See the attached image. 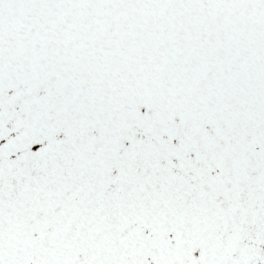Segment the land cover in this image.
Masks as SVG:
<instances>
[{
	"label": "snow or ice",
	"instance_id": "6c2138e0",
	"mask_svg": "<svg viewBox=\"0 0 264 264\" xmlns=\"http://www.w3.org/2000/svg\"><path fill=\"white\" fill-rule=\"evenodd\" d=\"M0 264H264V0H0Z\"/></svg>",
	"mask_w": 264,
	"mask_h": 264
}]
</instances>
